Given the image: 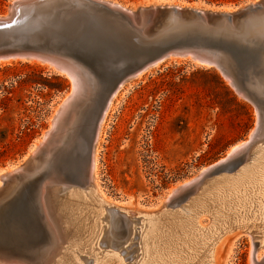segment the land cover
<instances>
[{"label": "rangeland", "instance_id": "obj_1", "mask_svg": "<svg viewBox=\"0 0 264 264\" xmlns=\"http://www.w3.org/2000/svg\"><path fill=\"white\" fill-rule=\"evenodd\" d=\"M112 1L136 10L161 0ZM164 1L230 11L248 3ZM10 3L0 0V15L7 12ZM170 59L124 82L112 98L94 141L102 197L122 209L142 213L162 210L168 191L227 156L232 145L249 138L256 124V103L240 95L217 67L196 64L187 56ZM249 60L245 58L239 69L241 82L251 73L256 76L253 70L261 68L253 67ZM71 86L68 76L39 63L27 59L0 62V167L21 164L30 145L50 127L52 115ZM72 160L78 172L80 162ZM56 172L63 174L61 169ZM201 221L206 225L209 217L203 215ZM253 227L251 232L242 230L244 235L237 230L228 234L218 245L215 264H250L254 244L264 238V225ZM135 241L127 248L130 254H122L125 264L136 259L133 256L139 250Z\"/></svg>", "mask_w": 264, "mask_h": 264}, {"label": "water", "instance_id": "obj_2", "mask_svg": "<svg viewBox=\"0 0 264 264\" xmlns=\"http://www.w3.org/2000/svg\"><path fill=\"white\" fill-rule=\"evenodd\" d=\"M48 2L11 0L7 12L0 15V58L70 59L86 72L92 90L74 108L75 119L67 126L63 140L41 146L36 152L35 158L51 151L52 161L46 168L23 166L2 178L1 186L14 182L17 188L0 195V264L51 263L60 226L39 191L45 169L67 183L79 177L72 163L75 139L80 134L86 136L87 163L97 119L120 80L169 53L190 52L192 60L208 61L207 65L217 67L248 94L251 79L241 82L239 77L244 59L248 57L253 67L264 65V45L236 40L226 31L237 26L242 18L238 16L260 8L264 0H248L234 11L177 6L161 0L129 12L99 0H52V8ZM258 81L262 84L264 78ZM252 99L258 109L259 129L264 103L257 94ZM236 163L235 157H230L210 166L205 174L232 169ZM60 169L63 174L56 172ZM55 183L50 180L46 185ZM260 263L264 264V258Z\"/></svg>", "mask_w": 264, "mask_h": 264}, {"label": "bare ground", "instance_id": "obj_3", "mask_svg": "<svg viewBox=\"0 0 264 264\" xmlns=\"http://www.w3.org/2000/svg\"><path fill=\"white\" fill-rule=\"evenodd\" d=\"M48 1L49 8H52V0ZM99 1L127 12L132 11L129 7L112 0ZM223 10L230 11L229 8ZM238 17L242 18L236 23L237 26L226 30L227 33L234 39L248 44L264 45V4ZM177 56L193 58L190 52L169 53L166 57L119 81L97 119L87 163L86 136L80 134L75 139L77 145L74 149V159L80 162L77 179L71 183L63 182L58 175H53L52 179V170L45 169L46 177L42 180L39 191L41 195H45L60 226V234L52 249L50 264H125L122 254H130L127 248L134 243L133 240H136V250L139 252L133 256L136 259L132 264H215L218 245L228 234L235 230L243 234L244 231H253L254 225H264V113L259 129L256 128L259 119L257 117L254 129L247 140L232 145L227 151V156L200 169L192 178L168 191L165 200L162 201V210L142 213L119 208L103 199L97 182L98 150L94 146V141L98 138L112 98L129 78L140 75L143 70L146 71V68L164 59ZM9 59L25 60L7 57L0 58V62ZM27 60L39 63L50 71L65 74L71 79L72 86L52 115L50 127L43 132L38 142L30 145L21 164L0 167L1 196L12 193L17 188V183L14 182L1 186L6 173L19 170L23 166L29 169L47 167L52 161L51 151L45 152L39 158L34 157L36 152L41 146H50L53 141V145H57L63 140L67 126L75 119L74 108H78V102L87 97L92 90L86 72L70 59H53L49 56ZM194 62L201 65L208 63L206 60ZM262 63L264 64V58ZM254 73L257 75L252 76L251 73L247 76L249 80L251 79L248 94L240 91L231 80L230 82L243 97L252 101L254 94H257L262 97L264 103L262 88L264 82L260 84L258 81L261 78L259 74L264 73V65ZM230 157H235L237 161L232 169L205 174L210 166ZM50 180L56 183L46 185ZM136 214L140 216L136 217ZM203 215L209 217L206 225H201ZM124 257L126 259V256ZM263 258L264 238L262 242L257 241L254 244L249 261L250 264H261L260 260Z\"/></svg>", "mask_w": 264, "mask_h": 264}]
</instances>
